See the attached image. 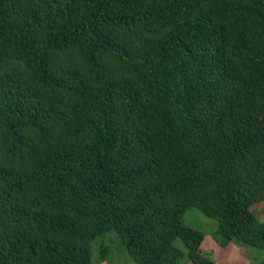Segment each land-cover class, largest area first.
<instances>
[{
  "label": "trees",
  "instance_id": "obj_1",
  "mask_svg": "<svg viewBox=\"0 0 264 264\" xmlns=\"http://www.w3.org/2000/svg\"><path fill=\"white\" fill-rule=\"evenodd\" d=\"M263 201L264 0H0V264H264Z\"/></svg>",
  "mask_w": 264,
  "mask_h": 264
},
{
  "label": "rangeland",
  "instance_id": "obj_2",
  "mask_svg": "<svg viewBox=\"0 0 264 264\" xmlns=\"http://www.w3.org/2000/svg\"><path fill=\"white\" fill-rule=\"evenodd\" d=\"M254 212L261 220H264V201L253 207ZM184 222L205 233L207 242H202V252L218 264H257L256 258L261 257L263 251L256 248L241 247L235 243L232 245L221 246L214 237L217 228L215 219L205 216L195 207H189L184 214ZM127 257L115 259L106 262H97L96 264H128ZM182 264H192L188 260H184Z\"/></svg>",
  "mask_w": 264,
  "mask_h": 264
},
{
  "label": "crops",
  "instance_id": "obj_3",
  "mask_svg": "<svg viewBox=\"0 0 264 264\" xmlns=\"http://www.w3.org/2000/svg\"><path fill=\"white\" fill-rule=\"evenodd\" d=\"M205 241L207 242V239H206V238H205ZM229 245H232V244L230 243V244H228V246H229Z\"/></svg>",
  "mask_w": 264,
  "mask_h": 264
}]
</instances>
